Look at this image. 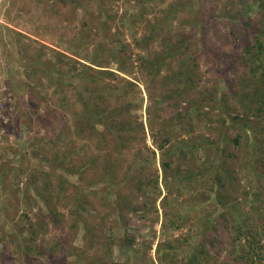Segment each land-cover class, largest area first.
<instances>
[{"label": "rangeland", "instance_id": "rangeland-1", "mask_svg": "<svg viewBox=\"0 0 264 264\" xmlns=\"http://www.w3.org/2000/svg\"><path fill=\"white\" fill-rule=\"evenodd\" d=\"M254 5L0 0V84L15 86V119L0 140V264H160L166 240L177 250L174 264H184L200 239L195 224L209 214L222 241L212 250L219 262L207 264H223L234 248L232 224L264 226L249 204L255 192L264 196V180L242 169L245 136L235 144L226 123L248 114L244 91L264 85L246 38L231 32L247 17L263 27V9L247 10ZM51 61L52 76L67 82L52 81ZM84 101L131 126L122 143L104 124H88ZM249 117L262 122L264 111ZM165 132L171 140L160 149ZM215 169L232 175L224 208L204 195ZM175 218L185 226L172 228Z\"/></svg>", "mask_w": 264, "mask_h": 264}, {"label": "trees", "instance_id": "trees-1", "mask_svg": "<svg viewBox=\"0 0 264 264\" xmlns=\"http://www.w3.org/2000/svg\"><path fill=\"white\" fill-rule=\"evenodd\" d=\"M258 7L260 9H263L262 12H264V0H255L254 6H249L247 10H256ZM243 26H241L240 21L236 20L235 24H232L231 32L241 31V34L243 37L246 38V46L245 50L248 53L246 57H248L249 62H251L254 66L252 67L253 74L257 75L259 78H264V73H261L262 75L259 76L256 67H263L264 69V21L262 23L263 27L255 26L253 23H251L250 18L244 19ZM245 24V26H244ZM241 26V28H240ZM252 28L255 31H252V34H247L249 32L248 28ZM184 38L181 39L182 42ZM180 50L184 49L183 45H178L177 47ZM56 57L59 58L60 54L63 55V53L56 51ZM63 61V60H62ZM50 63V64H49ZM49 76L52 79L53 82L61 81V82H67L69 79L66 74L60 73V77L56 78L53 77L52 74H54L53 68V61L49 62ZM62 63V62H61ZM232 65H234L232 63ZM190 64L188 62H185L183 65V73L186 71H189ZM94 69L93 67H89ZM59 72V69H57ZM122 71V69H120ZM111 71H104L99 70L95 71L93 74H101L105 75ZM91 77L93 79H96L95 76H93L92 73ZM96 74V75H97ZM65 75V76H64ZM79 78V77H76ZM67 79V80H66ZM1 86L4 85L6 88L5 93L6 95L11 98L14 97L13 91L14 90V83L12 81V90L8 87V85L0 84ZM264 85L260 87L258 84L253 92L252 95L248 94L247 89L244 91V97L246 98L244 101H241L242 104L247 109V115H233L231 118L227 119L228 127L233 128L235 131V135L233 137L235 144H241L244 136H245V143H246V153L247 156L244 158L243 163L241 164L242 169H247L248 174L247 176L252 180L256 178V181L258 185L261 183V180H264V121L257 122L255 124H252V120L249 117V114L253 116H258L260 113L264 111ZM84 99V94H82ZM99 105L96 104L95 107L97 108ZM46 111L50 112L51 106L46 105L45 106ZM87 101H84V109H83V115L86 116V118L89 119L88 124L94 125L96 123H102L104 124L106 130L109 133H112L117 138H114L117 143H122V137L121 133L124 131H130L131 126L129 128L125 129L124 121L120 120L118 117H115L116 114L113 112H109L106 109H101L97 112L94 111V109ZM14 106L13 111L10 114V119L12 123L13 116H14ZM118 113V112H117ZM102 117L106 118V120L102 119ZM14 124V123H13ZM15 125V124H14ZM1 126V125H0ZM251 129V131H250ZM250 131V132H249ZM164 141L165 143H161L159 145V148L162 149L165 147V144L171 140V136L169 133L165 132ZM186 153H184L185 156ZM233 155V154H230ZM164 166H168L169 163H166L163 161ZM212 164V163H211ZM218 170V171H217ZM215 169L212 171V177H211V186L209 190L204 194L207 198L211 201H213L218 207L224 208L227 206L226 204V188L228 185V181L231 179L232 175L230 173H224L222 174L219 172V169ZM219 173H221L219 175ZM157 180L155 182L157 183ZM244 180V179H240ZM128 180L123 181V184H127ZM258 188H264V183L260 186H257ZM258 191V190H257ZM259 192V191H258ZM255 192L253 194V198L249 200V204L252 206V209L255 211V215L257 217H260L264 220V196L263 193ZM246 194H248V191H246ZM217 199V200H216ZM203 201V200H202ZM258 201L262 202L263 205H259ZM197 205L201 203V200L194 201ZM194 202L190 203V206L187 207L189 213L192 215L199 214V209L194 207ZM188 204V205H189ZM234 209H238V205H234ZM241 212V209H239ZM231 214H233L231 212ZM243 217V216H242ZM248 217V216H246ZM250 217V215H249ZM178 219V218H177ZM218 220L216 217L209 214L208 220H198L195 224V227L197 229V234H199V240L196 242L195 245H191L189 249V253L185 257V263L184 264H207L209 263V258L213 257L214 260L218 263L219 259L216 255H212V250L216 249L218 250L217 244L221 243L220 236L217 232V226H218ZM247 220L242 221L238 220L237 223L232 224V227L235 229L236 234L234 235L233 239V246L231 252H229V256L224 260L223 264H264V226H258L253 223H246ZM170 226L181 228L185 226V223L183 221L180 222L179 219L176 220L172 219L170 221ZM169 226V227H170ZM170 227V228H171ZM129 243H134L135 238L128 237ZM167 248L166 251L163 252L161 256H159V263L160 264H174L175 260L178 258L177 250L176 252H171V249H175V246L171 243V241H167L162 244L160 248ZM211 262V261H210ZM214 262V261H213ZM212 262V263H213Z\"/></svg>", "mask_w": 264, "mask_h": 264}, {"label": "built area", "instance_id": "built-area-1", "mask_svg": "<svg viewBox=\"0 0 264 264\" xmlns=\"http://www.w3.org/2000/svg\"><path fill=\"white\" fill-rule=\"evenodd\" d=\"M5 90V87L0 88V140L6 131L5 126L11 122L10 114L13 111V105L9 103L11 98L6 95Z\"/></svg>", "mask_w": 264, "mask_h": 264}]
</instances>
